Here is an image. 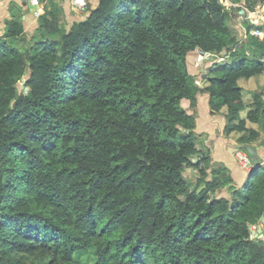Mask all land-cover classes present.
I'll return each instance as SVG.
<instances>
[{"label":"trees","instance_id":"obj_1","mask_svg":"<svg viewBox=\"0 0 264 264\" xmlns=\"http://www.w3.org/2000/svg\"><path fill=\"white\" fill-rule=\"evenodd\" d=\"M231 12L219 0H98L67 29L52 4L29 40L7 32L0 264H80L75 256L89 249L94 264H264L250 229L264 216L263 167L236 188L196 146L200 93L211 114L226 108L225 134L245 131L240 143L260 135L240 119L237 81L264 72V36L245 20L239 40ZM199 49L223 58L203 86L186 66ZM263 93L246 117L264 129Z\"/></svg>","mask_w":264,"mask_h":264},{"label":"crops","instance_id":"obj_2","mask_svg":"<svg viewBox=\"0 0 264 264\" xmlns=\"http://www.w3.org/2000/svg\"><path fill=\"white\" fill-rule=\"evenodd\" d=\"M83 1L84 4H87V6H84L81 9H79L73 0H41L40 3L44 8L42 13L50 10L52 4H55L59 10L60 24L68 29L73 22L83 20L87 17L89 15V8H94L98 3V0ZM30 6L31 5L27 3V0H0V40H7L9 38L6 35L7 32L10 30L17 31L19 28L20 32H18L16 37H11L12 39L29 40L34 34H36V32H38L39 15H35L34 7L33 10L30 11ZM205 77L206 76H203V79ZM252 79L256 80L257 83H254L251 86L250 83L249 86L245 87L241 85L240 79L237 81L238 85L241 87L242 101L244 102V109L240 112V119L245 121L246 128L255 129L260 133L255 126L256 123L247 119L246 112L250 109L252 94L260 89L264 91V83L259 81V79H264V72L246 80L249 81ZM244 94H246L247 99ZM248 98L249 101H246ZM208 99L209 98L206 93H200L196 101L194 114L195 133L198 135L197 138H199V141L201 142L200 146L197 144L196 146L197 148L204 146L210 153L212 161L215 164L226 166L230 170V174L233 179L232 184L236 188L240 187L246 181L249 170L247 171L239 167L234 159L233 150L234 148H244L245 150L246 145L247 147L253 149L260 161L262 159L264 160V145H254V142L262 135L260 133L258 138L251 140L249 143H240L238 141V137L242 134L246 135L247 133L245 131H231L230 133L225 134L224 127L226 125V120L224 114L226 108L222 107L220 111L211 114L208 107ZM198 107H200V109ZM260 166L264 168L263 164H260ZM227 188L228 187L223 188L224 191L221 192V195L227 197ZM250 229L251 231H254V234L264 240L262 235L264 228L261 222L250 226ZM257 229H261V232L258 233Z\"/></svg>","mask_w":264,"mask_h":264},{"label":"rangeland","instance_id":"obj_3","mask_svg":"<svg viewBox=\"0 0 264 264\" xmlns=\"http://www.w3.org/2000/svg\"><path fill=\"white\" fill-rule=\"evenodd\" d=\"M236 1V0H235ZM239 1V0H238ZM225 5H228V3H224ZM256 5V4H255ZM254 5V6H255ZM78 6V5H77ZM79 7V9H81V7L80 6H78ZM233 7H231L229 10L231 11V10H235L236 11V9L234 8V9H232ZM33 10V7H31L30 6V11H32ZM231 16L232 17H235L236 16V14H235V12H231ZM241 22L237 19V16H236V18H235V20H233V19H229L228 20V24H229V27H230V29L232 30H234V34H235V36H237L238 37V39L239 40H241V39H243L244 38V36H243V34H241L240 36H238V34H239V32H238V29H240L241 28V24H240ZM240 42V41H239ZM240 45V44H239ZM218 59V58H217ZM216 59V57L215 56H213V54H211L210 53V55H203V54H201V53H199L198 52V50L197 51H191V52H189L188 54H187V57H186V66H187V70H188V72L190 73V74H192L193 76H194V78H195V83L196 84H198L199 86H203V84H206L207 83V78L205 77L204 79H203V76H206L205 75V73L208 71V70H210L211 69V66L212 65H215L216 63H220V62H222V60H217ZM27 76H28V73H26V74H24L23 75V77L21 78V80H19L18 81V83H17V88H18V91H21V90H23V82L25 81V79L27 78ZM213 76V75H212ZM255 79V78H254ZM254 79H252V80H249V81H247L246 79H244V78H241L240 79V83H241V85H243L244 87L245 86H249V84H250V86L252 85V84H254V83H257V81L256 80H254ZM259 81L261 82V83H264V79H259ZM245 95V97H246V94H244ZM253 95V94H252ZM246 99H247V97H246ZM245 99V100H246ZM246 101H249V98H248V100H246ZM200 103H201V101H200ZM181 105L184 107V108H187V101L186 100H184V101H182L181 102ZM199 109H200V107H198ZM258 124L256 123L255 124V126H256V128L260 131V133H261V135L262 136H260L255 142H254V145L256 146H258V145H264V129L263 128H261V124L260 125H258ZM197 137H198V135H197ZM200 141H199V138H197V141H196V144L198 145V146H200ZM200 149H202V150H204V151H207L206 149H205V147L204 146H201V148ZM238 148H234V150H233V155H234V152L237 150ZM241 150H244V149H242L241 148ZM245 151H246V149H245ZM246 153L248 154V152L246 151ZM251 157V156H250ZM235 159V158H234ZM252 159V158H251ZM235 161H236V159H235ZM252 162H253V160H252ZM236 163H237V161H236ZM261 163L264 165V160L262 159L261 160ZM238 164V163H237ZM254 164V163H253ZM252 168V167H251ZM250 168V169H251ZM249 169V170H250ZM261 170H263L264 171V168L263 169H261ZM248 171V170H247ZM184 175L186 176V177H188V179L193 183L194 182V178H195V175H196V172H195V170H191V169H189V170H186L185 169V173H184ZM251 176V174H248V178ZM224 191V190H223ZM227 196H229V193L227 194ZM263 242H264V240H263ZM75 259L80 263V264H94L95 263V255H94V251L92 250V249H89L88 251H84V252H82L81 254H79V255H76L75 256Z\"/></svg>","mask_w":264,"mask_h":264},{"label":"built area","instance_id":"obj_4","mask_svg":"<svg viewBox=\"0 0 264 264\" xmlns=\"http://www.w3.org/2000/svg\"><path fill=\"white\" fill-rule=\"evenodd\" d=\"M74 3L81 8L84 7L83 0H73ZM219 2L224 6L226 9H230L231 7L236 8V16L240 22H244L248 20L256 25L254 29V34L263 37L264 36V3L256 4L255 6L249 7L245 4V0H219ZM27 3L34 7L35 15H40L43 12V6L39 0H27ZM224 3H228L225 5ZM245 37V34L243 35ZM203 55H210V53L205 52ZM223 58H218V60H222ZM234 158L236 159L239 167L244 170H249L253 167L252 159L247 154L245 150H241L238 148L234 152Z\"/></svg>","mask_w":264,"mask_h":264},{"label":"water","instance_id":"obj_5","mask_svg":"<svg viewBox=\"0 0 264 264\" xmlns=\"http://www.w3.org/2000/svg\"><path fill=\"white\" fill-rule=\"evenodd\" d=\"M198 52L201 53V54H204V53H205L204 51H202V50H200V49L198 50ZM245 149L247 150V152H248L249 155L251 156V158H252V160H253V163H254L255 165H260V164H262L261 161L257 158V156H256V154H255V152L253 151L252 148L247 147V146L245 145ZM189 169H190V168H186V170H189ZM260 222L262 223L263 228H264V216L261 217ZM257 232L260 233V232H261V229H257ZM252 234H254V231H252ZM263 234H264V233H263Z\"/></svg>","mask_w":264,"mask_h":264},{"label":"clouds","instance_id":"obj_6","mask_svg":"<svg viewBox=\"0 0 264 264\" xmlns=\"http://www.w3.org/2000/svg\"><path fill=\"white\" fill-rule=\"evenodd\" d=\"M263 233H264V231H263ZM262 233V235H263V237H264V234ZM254 235H256V234H254ZM256 236H258V235H256Z\"/></svg>","mask_w":264,"mask_h":264}]
</instances>
